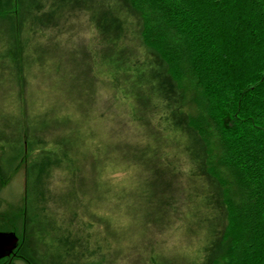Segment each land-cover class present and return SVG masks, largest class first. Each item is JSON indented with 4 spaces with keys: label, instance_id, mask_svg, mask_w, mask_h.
<instances>
[{
    "label": "rangeland",
    "instance_id": "1",
    "mask_svg": "<svg viewBox=\"0 0 264 264\" xmlns=\"http://www.w3.org/2000/svg\"><path fill=\"white\" fill-rule=\"evenodd\" d=\"M136 22L125 0H0V232L16 239L0 264H211L221 252L202 147L179 129V94ZM20 64L9 86L4 68ZM147 94L145 120L133 105ZM119 130L123 166L104 159Z\"/></svg>",
    "mask_w": 264,
    "mask_h": 264
},
{
    "label": "trees",
    "instance_id": "2",
    "mask_svg": "<svg viewBox=\"0 0 264 264\" xmlns=\"http://www.w3.org/2000/svg\"><path fill=\"white\" fill-rule=\"evenodd\" d=\"M125 1L138 41L179 94L174 117L183 112L179 129L202 147L203 180L214 182L219 194L224 220L214 245L221 252L211 264H264V0ZM21 65L4 68L9 86L21 81ZM18 97L20 146L27 148L25 103ZM150 101L147 94L133 105L145 120L155 108ZM127 134L119 130L115 141L104 143V159L126 164Z\"/></svg>",
    "mask_w": 264,
    "mask_h": 264
},
{
    "label": "water",
    "instance_id": "3",
    "mask_svg": "<svg viewBox=\"0 0 264 264\" xmlns=\"http://www.w3.org/2000/svg\"><path fill=\"white\" fill-rule=\"evenodd\" d=\"M15 236L11 233L0 232V257L7 256L15 247Z\"/></svg>",
    "mask_w": 264,
    "mask_h": 264
}]
</instances>
